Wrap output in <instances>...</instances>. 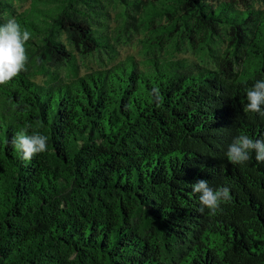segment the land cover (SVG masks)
I'll return each mask as SVG.
<instances>
[{"label":"trees","instance_id":"16d2710c","mask_svg":"<svg viewBox=\"0 0 264 264\" xmlns=\"http://www.w3.org/2000/svg\"><path fill=\"white\" fill-rule=\"evenodd\" d=\"M25 1L0 0V24L31 33L27 70L0 85V264H264V163L226 156L264 139L244 111L264 0ZM137 32L143 60H117ZM28 124L48 137L30 162L10 143ZM199 179L230 189L216 215Z\"/></svg>","mask_w":264,"mask_h":264},{"label":"clouds","instance_id":"9594fccd","mask_svg":"<svg viewBox=\"0 0 264 264\" xmlns=\"http://www.w3.org/2000/svg\"><path fill=\"white\" fill-rule=\"evenodd\" d=\"M30 39L31 33L23 29L15 18H9L0 24V85H7L27 70L28 55L25 45ZM153 94L158 101L159 89L154 88ZM244 111L264 117V80H257L246 91ZM10 143L18 157L27 162L48 151V137L32 128L31 124L16 131ZM253 153L257 162L264 163V139H253L240 134L229 144L226 156L231 164L243 165L253 158ZM191 189L193 193L199 194L200 211L207 209L211 215H216L221 210V204L231 200L227 186L214 188L206 179L197 180L191 184Z\"/></svg>","mask_w":264,"mask_h":264},{"label":"rangeland","instance_id":"374dc122","mask_svg":"<svg viewBox=\"0 0 264 264\" xmlns=\"http://www.w3.org/2000/svg\"><path fill=\"white\" fill-rule=\"evenodd\" d=\"M31 0H26L25 2H23L22 4V8L28 7L29 6V2ZM237 1V0H236ZM239 5H242L243 1L239 0ZM263 3L261 2V4L259 3L258 7H263L262 5ZM109 11L111 14V26L110 27H114V30L117 32L116 34L119 33V30H123L122 29V25H120V22L117 21V18L120 16V9L118 7H116L113 2L110 3L109 6ZM119 23V26H118ZM125 34H127L129 31L131 32H135L134 28L131 25L127 26V29H124ZM124 34V33H122ZM144 36L140 33L137 32L135 34L132 35L131 39L128 40L126 38H122L119 42V44H117L116 49L118 50V54H117V60L118 59H123L125 55L131 54L135 57V59L140 62L143 60V50H144V45L146 44L147 41H143ZM225 43H223L224 45ZM88 64L92 67V68H97L99 65L97 64V61L95 59H93L92 61H89ZM40 78L38 77L36 80H39Z\"/></svg>","mask_w":264,"mask_h":264}]
</instances>
